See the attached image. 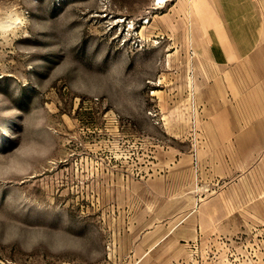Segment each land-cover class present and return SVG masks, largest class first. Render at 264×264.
Here are the masks:
<instances>
[{
    "label": "rangeland",
    "instance_id": "1",
    "mask_svg": "<svg viewBox=\"0 0 264 264\" xmlns=\"http://www.w3.org/2000/svg\"><path fill=\"white\" fill-rule=\"evenodd\" d=\"M257 1L214 66L187 0H0V264H264Z\"/></svg>",
    "mask_w": 264,
    "mask_h": 264
},
{
    "label": "crops",
    "instance_id": "2",
    "mask_svg": "<svg viewBox=\"0 0 264 264\" xmlns=\"http://www.w3.org/2000/svg\"><path fill=\"white\" fill-rule=\"evenodd\" d=\"M184 17L190 47L214 66L248 58L263 36L257 0H187Z\"/></svg>",
    "mask_w": 264,
    "mask_h": 264
},
{
    "label": "clouds",
    "instance_id": "3",
    "mask_svg": "<svg viewBox=\"0 0 264 264\" xmlns=\"http://www.w3.org/2000/svg\"><path fill=\"white\" fill-rule=\"evenodd\" d=\"M24 23H26V21L19 15L9 12L5 17L0 19V35H5L14 28L22 26Z\"/></svg>",
    "mask_w": 264,
    "mask_h": 264
}]
</instances>
